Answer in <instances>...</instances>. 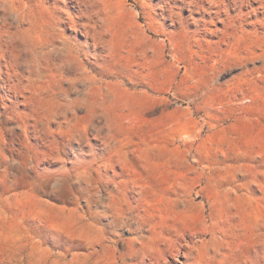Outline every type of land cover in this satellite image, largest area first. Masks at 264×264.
<instances>
[{
    "label": "rangeland",
    "instance_id": "374dc122",
    "mask_svg": "<svg viewBox=\"0 0 264 264\" xmlns=\"http://www.w3.org/2000/svg\"><path fill=\"white\" fill-rule=\"evenodd\" d=\"M72 1L0 0L1 205L81 214L54 253L264 264V0Z\"/></svg>",
    "mask_w": 264,
    "mask_h": 264
},
{
    "label": "bare ground",
    "instance_id": "6f19581e",
    "mask_svg": "<svg viewBox=\"0 0 264 264\" xmlns=\"http://www.w3.org/2000/svg\"><path fill=\"white\" fill-rule=\"evenodd\" d=\"M3 10H5V9H2V11ZM88 39H90V38H88ZM26 47L27 46H25V48ZM6 62H8V61H6ZM9 62H11V60H9ZM16 63H18V62H16ZM38 197L39 196H37L33 193L27 192V193H24L22 195H14V196H11L8 198H4L2 200L3 205H1V203H0V228L1 229H2L1 225L3 224L4 220L7 218L8 219L7 221H9L10 217H12L11 221H12V219L17 220L18 217L21 216V218H22V216H24L25 218H32V220H36V223L40 222L39 227H38L39 229L35 233V234H37V236H35L36 237L35 239H31V237L29 235H26V236L30 237V240H29V238L27 240L26 239L25 240L20 239L17 237V235H15L16 231H14L13 233H15V234L14 235L11 234V237L8 236L9 232L7 233L8 235L5 234L8 236V239H6L5 241H2L1 233H0V264H107L102 259L103 255L101 254L102 255V257H101L100 253L97 252L94 249V247L88 249L89 253L83 254V253H79V252H75V253L73 252L72 253L71 249L74 246L70 245L69 248H67L65 250V253H59L57 251L54 253L51 249L52 247L50 246L51 243L49 241V238L52 237L56 243L62 244V245L65 244L64 242H68V241L72 243L75 239V238H73V235H75L74 230H76L75 227L78 224V219L80 218L81 214H80V216H78V213H76L73 210H68L65 207H58V206H49L48 207V205H47V208L41 207V201L39 200ZM43 204L44 203H42V205ZM5 206H7V207H5ZM7 210H9V211H7ZM29 221H31V220H29ZM37 221H39V222H37ZM27 223H26V225H27ZM11 224H10V226L12 227ZM14 224H17V223L14 222ZM22 225H24V223ZM26 225H25V227H26ZM91 226H90V229H91ZM21 228H24V227H21ZM1 229H0V231H1ZM8 229H9V226H8ZM83 229L85 230V227ZM8 231H10V229ZM20 231H22V229H20ZM29 231H30V229H29ZM5 232H7V231L5 230ZM43 232H45L46 234H43ZM2 233H4V232H2ZM23 233H25V232H23ZM86 235H87V233H86ZM88 235H89V233H88ZM204 235H205V237H207L208 234L204 233ZM21 237H22V235H21ZM74 237H76V236H74ZM90 237H92V236H90ZM138 238H141V237L138 236ZM144 238H146V237H144ZM98 239H100V238L98 237ZM95 240H96V238H95ZM101 240H102V238H101ZM135 241H136V239H135ZM48 244L51 247L50 249H49V247L45 248V246H47ZM195 244H197V243H195ZM102 245H103V243H102ZM57 246H61V245H57ZM54 247H56V246H54ZM188 248L192 249V247H190L189 245H188ZM77 249H84V248L78 247ZM97 249H98V247H97ZM178 249H179V247L175 250L178 251ZM109 255H111V254H109ZM70 256H71V258H69ZM104 257H105V255H104ZM185 257L187 258V261L184 262L183 264H190L189 262L192 259L191 253H186ZM114 258L116 259V257H114ZM82 259H85L87 261V263H84L82 261ZM145 260H146V258L144 257L142 259L141 264H146ZM126 261L127 260H124L122 262L125 263ZM115 262H116V260H115ZM159 263H161L160 260H155V262H154V264H159ZM174 264H177V262L174 261Z\"/></svg>",
    "mask_w": 264,
    "mask_h": 264
}]
</instances>
